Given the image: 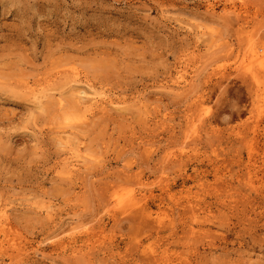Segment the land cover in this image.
<instances>
[{"label":"rangeland","instance_id":"1","mask_svg":"<svg viewBox=\"0 0 264 264\" xmlns=\"http://www.w3.org/2000/svg\"><path fill=\"white\" fill-rule=\"evenodd\" d=\"M263 22L264 0H0V264H264V111L235 61ZM69 67L124 102L71 120Z\"/></svg>","mask_w":264,"mask_h":264},{"label":"bare ground","instance_id":"2","mask_svg":"<svg viewBox=\"0 0 264 264\" xmlns=\"http://www.w3.org/2000/svg\"><path fill=\"white\" fill-rule=\"evenodd\" d=\"M232 11H234V10H232ZM237 11V10H236ZM262 24V26L264 25V22L263 23H261ZM261 24H259L260 26V28L262 27L261 26ZM258 27V28H259ZM257 28V29H258ZM246 31V30H245ZM246 33V32H245ZM250 33V32H249ZM253 33V32H252ZM254 33H256V39H254V41H253V38H252V40L251 41H249L248 42V44H247V46H246V44L244 45V46H242L241 44H240V47L242 46V47H246L245 49H244V51H242V49H241V51H240V48H239V51H240V53H238V51L236 52V53H238V54H240L241 55V58L239 59V57L240 56H237L236 54H234V57L236 58V56L238 57V59H235V61H237V60H241V67H240V65H238L239 63H238V61H237V63H236V65H238V67L239 68H241V70H242V73H244V77H246L245 79H246V81H248L249 80V82L248 83H250L251 84V86H252V89H251V91H252V94H251V96H252V103H254V105H252L254 108H253V110H255L257 113V115H261V113L264 111V40L262 41V40H260V41H257V42H255V40H258L259 39V37H258V32H257V30H256V32H254ZM247 34H248V31H247ZM246 35V34H245ZM250 35H251V33H250ZM250 35L248 36V35H246L247 37H250ZM253 35V34H252ZM260 36V35H259ZM246 37V38H247ZM257 37H258V39H257ZM244 38V37H243ZM246 38H244V41L245 42H247L245 39ZM260 38H261V36H260ZM248 39V38H247ZM251 39V37L249 38V40ZM262 39V38H261ZM245 42H243V44L245 43ZM239 46V45H238ZM242 53V54H241ZM236 55V56H235ZM182 64H184L183 62H182ZM186 64V63H185ZM184 64V65H185ZM236 65H235V68H238V67H236ZM186 66V65H185ZM71 68V69H70ZM216 68H218L217 69V71L220 69L219 68V66L217 65L214 69H212V70H215V72H217L216 71ZM240 70V69H239ZM240 70V71H241ZM239 71V72H240ZM186 68L185 67H182L181 66V68L179 67V69H177L176 71H174V76L171 78L173 81L172 82H174L175 84V86L177 85L178 87L180 86H182V87H184L186 84H187V81H188V77H187V75H186ZM219 72V71H218ZM239 72H237V73H239ZM66 73V74H65ZM64 73V84H68V83H71V84H74V91H75V95H78V94H80L83 90H81L80 89V87L79 86H77L76 87V85H78V83L79 82H81V79H80V77L78 76V72H77V70H75L73 67H69V71H67V72H65ZM63 74V73H62ZM240 74V73H239ZM242 75V74H241ZM243 76V75H242ZM243 77V78H244ZM46 80H48V79H46ZM46 80H44V81H46ZM50 80V79H49ZM36 81V80H35ZM39 82V81H38ZM37 83V82H36ZM41 83V82H40ZM40 83H38V85L40 84ZM189 83V82H188ZM31 84V83H30ZM48 84V82L47 83H45V85H47ZM35 85V84H34ZM37 85V86H38ZM37 86H34V87H37ZM47 86H49V85H47ZM176 86V87H177ZM24 87L25 88H27V89H29L28 91H29V93H31V95L34 97V98H39V94H41V91H42V93H43V91L44 90H46V86H44V87H46L45 89H43V87H42V89H40L39 90V88H38V90H36L37 88H33V86L32 85H29V83L27 82V83H25V85H24ZM40 87V86H39ZM177 87V88H178ZM179 87V88H180ZM181 87V88H182ZM186 87V86H185ZM250 91V92H251ZM40 92V93H39ZM86 94V95H90L91 94V96H88L87 98H83V96H82V94H80L81 96H82V98L80 97V96H78V97H80L81 98V101H82V105H80V106H77L76 107V113H74V116L73 117H71V120H73V121H76V122H78V123H83V122H85L88 118H89V116H92V115H94V113H96V110L97 111H100V110H102L104 107H105V105H107V104H121V103H123L124 102V100H122V99H116V98H114V97H112V96H110L109 94H107V93H105L104 91H97V90H92V91H90L88 94H87V92H85V91H83V94ZM84 94V95H85ZM42 95V94H41ZM200 96H197V100L195 99V101L197 102V103H200V105H203V102L201 101L200 102V98H199ZM80 98H78V99H80ZM195 98V97H194ZM193 98V99H194ZM202 98V97H201ZM77 99V100H78ZM83 99V100H82ZM199 99V100H198ZM195 101H194V104H195ZM199 101V102H198ZM81 103V102H80ZM202 103V104H201ZM139 103H137L136 105H138ZM193 104V106H195V108L194 109H197V108H200V105L199 104H196V105H194ZM140 107V106H139ZM201 108H203V107H201ZM75 110V109H74ZM78 111V112H77ZM197 112V114H198V116L200 117L201 115H202V113L200 114V111L198 110V111H196ZM196 114V115H197ZM73 118V119H72ZM191 118H195L194 116L193 117H191ZM197 119H198V117H197ZM199 120V119H198ZM198 120H196V122L198 121ZM69 121V120H68ZM194 121H195V119H194ZM188 122H191V121H188ZM193 122V121H192ZM191 122V123H192ZM192 123V128H193V126L196 124V125H198V123ZM190 126V125H189ZM188 126V127H189ZM255 126V125H254ZM253 126V127H254ZM197 126H195V128H196ZM198 128V127H197ZM197 128H196V130H197ZM189 129H191L190 127H189ZM188 129V130H189ZM191 130H193L194 131V128L193 129H191ZM190 130V131H191ZM189 131V133H191ZM198 131V130H197ZM188 132V131H187ZM195 132V134H196V131H194ZM194 132H193V134H194ZM188 133V134H189ZM188 134H186V132H185V134H184V136L186 135H188ZM183 136V137H184ZM186 136H185V138H186ZM188 137H189V135H188ZM187 137V138H188ZM72 144H70V146H71ZM74 147V148H73ZM73 147L71 146V152H69V153H71V157H74L72 160H69V161H66L65 163H64V167H63V170H64V172L65 173H71V172H73L75 169H76V166H77V163L79 162L78 160H79V157H80V155L78 154V151H79V149H78V146H77V144H75V146L73 145ZM74 150H73V149ZM183 148V147H182ZM180 149V148H179ZM178 149V151H180ZM184 149V148H183ZM177 151V152H178ZM182 151V150H181ZM172 154L171 155H173L174 154V151L173 152H171ZM181 152H179V154H180ZM176 155H177V153H176ZM176 155H175V157H176ZM181 155V154H180ZM180 156L178 155V158H179ZM177 159V158H176ZM131 190V189H130ZM145 190V189H144ZM140 191H142V190H140ZM139 191V192H140ZM129 192V191H128ZM133 192V190H131V193ZM130 193V195H129V198H128V196H127V193H126V196H124V197H122V199H125L126 200V198L125 197H127V199L129 200V201H125L126 202V204H129V202L131 201V199H135L137 196H135V198H134V195H132V194H134V192L131 194ZM142 193V192H141ZM141 193H137V195L138 194H140V195H138L139 197L140 196H142L143 195V193L141 194ZM151 192H150V190H149V193H147V197H148V194H150ZM143 197H146V195H143L142 197H140V198H136V200L138 199H142ZM121 199V200H122ZM111 200V199H110ZM113 200V199H112ZM111 200V201H112ZM116 200V199H115ZM135 200V201H136ZM142 200H145V198H143ZM114 201V200H113ZM119 201V200H118ZM122 201H124V200H122ZM108 202H109V200H108ZM115 202H117V201H115ZM115 202H113L112 204H114ZM125 202H124V204H125ZM133 202H134V200H133ZM139 202H140V200H139ZM138 202V203H139ZM110 203V202H109ZM119 203V202H118ZM132 203V202H131ZM138 203L137 204H135V202H134V204L135 205H133V208L137 205V207H135V208H137L138 209ZM120 204V205H119ZM118 205H117V203H116V205H117V208H119V209H121L122 208V211H123V207H125L127 210L129 209L128 207H131V206H127V205H123L122 206V204L121 203H119ZM116 205H112L111 207H113V206H116ZM140 205H141V203H140ZM140 205H139V209H140ZM4 207V206H3ZM0 208V218L3 216V214H4V208ZM49 205H47V204H41L40 205V208L41 209H43V211H48V209H49ZM142 207V206H141ZM144 207V206H143ZM124 208V209H125ZM126 209H125V211H126ZM132 209V208H131ZM113 210H115V207H113ZM130 210V209H129ZM116 211V210H115ZM121 211V210H120ZM119 211V212H120ZM124 211V212H125ZM144 211V210H143ZM114 215V214H113ZM87 228H90V227H86V229ZM83 229H85V228H83ZM2 230V228L0 227V231ZM88 230V229H87ZM86 231V230H85ZM88 231H91V230H88ZM88 231H86V233L88 232ZM5 233V232H4ZM90 233V232H89ZM92 233V232H91ZM90 233V235H92L93 236V234H95V232H93L92 234ZM5 235H7L6 233H5ZM9 236V235H8ZM5 236L3 235V238H4ZM6 238V237H5ZM11 240L12 239V237L10 238V236H9V238L7 239H5V240ZM72 239V238H71ZM86 239H89V237L88 238H86ZM9 240V241H10ZM8 241V242H9ZM13 240H11L10 242H12ZM7 242V243H8ZM70 242L71 243H74L75 242V239H72V241L70 240ZM6 243V242H5ZM63 244H64V241H63ZM66 244V243H65ZM9 245V244H8ZM11 245H14V244H11ZM60 245H62V244H60ZM80 246H85L84 244H81ZM87 246V245H86ZM63 247V246H62ZM69 250L71 251V252H74V251H80L81 250V248L80 247H77V246H75V245H72L71 244V247H69Z\"/></svg>","mask_w":264,"mask_h":264}]
</instances>
